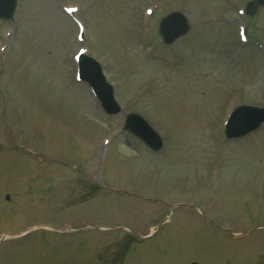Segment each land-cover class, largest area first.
I'll return each mask as SVG.
<instances>
[{
    "label": "rangeland",
    "instance_id": "rangeland-1",
    "mask_svg": "<svg viewBox=\"0 0 264 264\" xmlns=\"http://www.w3.org/2000/svg\"><path fill=\"white\" fill-rule=\"evenodd\" d=\"M77 1L80 0H19L13 21H0V44L4 41L10 43L6 56L0 55V89L2 90L0 93V149L5 152L1 163L8 165L14 162L16 166L19 163L21 168V171L16 173L19 180L16 187H9L10 189L16 188V192L19 190L18 193L25 195V198L20 199L17 196L18 193H15L16 202L22 201L26 204L30 201L29 205H31L32 196H26L24 192L31 194L32 188L35 199L41 195L37 191L42 185L38 184L40 182H37L35 177L43 174L28 172L33 159L20 149L23 144L27 147L26 149L31 148V150L42 152L41 154L46 155L48 162L57 159L61 164L85 165L86 176L88 178L93 175L97 177L99 166L94 164L95 157L93 159V156L98 155L100 146L98 142L100 143L105 132H117V137L109 151L111 160L108 164L109 174L107 176L112 186L126 187L127 185L134 191H141L148 188L149 180H157L155 184L159 187L155 196L160 201L134 206L136 212L151 217L156 212L167 214L170 206L180 199L188 198L196 201L193 189L197 185L195 184L190 189L182 187L188 185L181 186L175 183L179 180L175 177L182 176L183 181L190 182V184L193 182L192 179L195 182L203 181L202 186L204 182H208L207 176L203 177L206 169L202 170L200 162L205 156L210 157L206 148L209 145V149H213L210 145L213 143L202 142L201 139L212 137L217 141V134L213 129L218 123L217 115L221 112L219 108H225L228 101L239 96L244 97L239 100L242 102L264 103V52H261L256 44L259 43L264 47V35H261L264 33V9L257 11L252 25L253 31L261 36L250 33V43L234 44L224 51L225 55L232 59L231 67L238 66L239 71H236L226 65L216 63L214 59L218 56L210 54L207 56L203 46L205 43L209 45V39L205 35L211 36L212 39L218 35L221 37L225 32L224 29H233V36L238 40L237 28L241 17L238 15V7L229 8V0H166L165 7L160 14L161 17L170 9H178L186 13L193 24L190 32L183 39L171 45V53L172 50L177 51L172 65L152 63L149 59V50L146 52L145 47L136 43L137 38L134 35L135 32L137 33L136 24L140 21V14L145 16V7L152 0H83L85 9L77 16L86 26L85 37L86 45L90 48L89 55L103 60V69L115 83L116 92L125 111L139 113L150 121L160 134L169 139L166 144L171 154L170 158L148 156V161H153L151 164H157L156 168H158L157 172L151 173L150 164L147 163L145 166L141 159L144 157V151L140 143H133V146L140 150L142 155L140 152L135 154L131 147H128L126 144L128 140L120 132L123 114L117 117H105L103 114L100 116L97 112V104L87 87L84 89L69 80L74 70L72 56L79 47V43L76 39L77 28L73 21L65 15L62 7ZM212 10L217 13H212ZM209 14L214 18L223 15L227 20L206 26L195 24L197 19L206 18ZM158 20H154L153 23L155 34ZM7 28L13 29L11 38L5 37ZM201 43L204 44L198 47ZM198 59H201L204 65L200 64L201 67L195 69L194 72L192 64ZM241 73L243 75L247 73L248 76L254 75V79L250 78L246 81ZM152 84L153 86H150ZM144 86L148 87L147 92L139 94L136 100L134 93H138V90ZM201 91L209 92V94L204 96ZM249 95H253L254 98ZM1 97H5L2 99L4 104H1ZM217 97H219V102L216 100ZM3 110H6V114ZM3 116L6 125H10L11 132L15 133V141L19 147L16 144L12 146V140L4 128ZM204 125L206 126L200 132V127ZM209 131L213 133L212 136ZM258 134L254 138L247 139L250 141L237 143L229 149L221 146V150L225 151V157L214 148L215 151L208 160L210 162L208 166L215 167L218 164L222 166L223 161L228 166V168L222 167L220 193L223 203L222 207L212 210L215 216L207 208L210 204L206 199L209 196L208 190L204 187L195 189L196 192L205 194L204 203L207 207L197 202L203 209L202 211L211 220L225 224L237 233L247 232L256 226L264 225V127ZM10 147L19 149V151H15L14 154L9 152V155H6ZM72 152L75 154L70 156ZM117 154L118 157H113ZM137 155L139 157L135 158L134 156ZM5 156L11 159L7 160L8 163L5 161ZM163 160L166 161L163 162ZM50 166L49 169L54 170L55 167L52 166L56 165L54 163L45 165V167ZM212 171L214 169L209 172ZM58 175L54 178L53 183L55 184L65 178L59 172ZM65 186L60 185L59 187V182L58 185H53L55 190L53 194H49V197L58 196L59 191H62ZM81 186L86 187L87 185L82 182ZM81 186H76L74 190L81 191L83 189ZM9 188H4L3 192H7ZM207 188L209 189V186ZM68 190L69 188L65 187L67 203L61 202L62 206H59L57 216L61 219L77 217L82 208H84L82 212L87 211L89 204L86 201L78 204L79 200H73L74 194L69 195ZM246 195L252 196L253 201L248 203L249 206L243 202L244 199L246 200ZM56 199H61V196ZM222 200L220 199L221 202ZM92 205L95 209L101 208L102 217L118 213L129 206L123 198L108 196L103 191L98 200L92 202ZM92 205L89 206L93 207ZM7 207L14 208L9 205ZM35 211L36 208L32 206L31 212ZM119 218L122 219L124 216ZM181 219L189 220L180 222ZM197 219L199 218L195 213L187 208L177 211L175 221L180 223L174 225V229L169 233L170 240L165 238L163 241L161 238L156 243L160 245V248L162 245L164 249L168 248L167 254L171 253V257L164 260L165 264H189L190 260H194L196 256L203 253L205 247L212 252L210 256H207L210 258L205 259L204 264H219L224 257H227L226 250L220 245V243H229L224 238L225 236L222 237L224 241H221L218 233L207 230L208 233L204 235L207 238L205 240L200 228L204 229L207 226ZM7 225L8 220L4 219L0 228ZM208 225L213 227L211 224ZM156 226H160L159 231L161 232L166 229L161 223ZM213 229L217 230L214 227ZM124 234V232L110 234L109 231L96 239L99 244L93 245L85 242L88 248L83 249L82 256H86L84 259L88 260L89 264H97L96 255L102 251V254H106V260L111 261L114 257L112 262L116 261L123 255V252L121 253L118 249V243L119 239L124 238ZM34 239L31 237L20 244L21 249L16 246L10 247L8 244L6 246L10 249L23 250L25 247L28 248L27 244L33 243ZM197 244L200 246L193 248ZM88 245H93V249ZM250 246L256 251L251 254L254 258L246 252H244L245 255H235L237 264H259V260L261 264L264 261V228L253 230L250 237L240 245H236L235 249H250ZM133 247L131 246V249ZM31 251V254H34L33 250ZM64 251H67V248ZM88 251L91 253L88 254ZM49 252H55V249ZM55 254L59 257L64 255L60 252H55ZM137 254L147 256V261L150 260V255L146 251ZM16 256L10 257L9 261L14 262ZM152 256L157 257L155 253ZM200 258L203 259V257ZM51 259L47 261L48 264L51 263ZM62 261L63 259L59 258V262ZM29 262L32 263L31 259ZM122 262L124 264L125 261ZM197 262L203 264V262Z\"/></svg>",
    "mask_w": 264,
    "mask_h": 264
},
{
    "label": "water",
    "instance_id": "water-1",
    "mask_svg": "<svg viewBox=\"0 0 264 264\" xmlns=\"http://www.w3.org/2000/svg\"><path fill=\"white\" fill-rule=\"evenodd\" d=\"M256 5H259V4H261L262 2H259V0H257L256 2ZM96 74H98V72H95ZM95 84V83H94Z\"/></svg>",
    "mask_w": 264,
    "mask_h": 264
},
{
    "label": "snow or ice",
    "instance_id": "snow-or-ice-1",
    "mask_svg": "<svg viewBox=\"0 0 264 264\" xmlns=\"http://www.w3.org/2000/svg\"><path fill=\"white\" fill-rule=\"evenodd\" d=\"M237 119H239V117H237Z\"/></svg>",
    "mask_w": 264,
    "mask_h": 264
}]
</instances>
